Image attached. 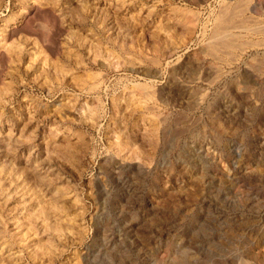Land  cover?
<instances>
[{"label":"rangeland","instance_id":"obj_1","mask_svg":"<svg viewBox=\"0 0 264 264\" xmlns=\"http://www.w3.org/2000/svg\"><path fill=\"white\" fill-rule=\"evenodd\" d=\"M0 264H264V0H0Z\"/></svg>","mask_w":264,"mask_h":264},{"label":"bare ground","instance_id":"obj_2","mask_svg":"<svg viewBox=\"0 0 264 264\" xmlns=\"http://www.w3.org/2000/svg\"><path fill=\"white\" fill-rule=\"evenodd\" d=\"M238 5V4H237ZM238 6H240V7H238ZM238 6H236V9L237 10H235L236 12H235V14L233 15V17H235V18H238V17H242L244 14H245V9L243 8V6L242 5H238ZM238 7V8H237ZM246 8H248V9H250L248 6L246 7ZM231 10V9H230ZM251 10L252 11H254V12H256V10H255V7H251ZM247 11V10H246ZM224 16V15H223ZM223 16H221V17H219V23H218V25H217V27H215L216 29H215V40H217L216 41V44H217V42H218V44H220V47L222 46H224V47H231V46H233V42L232 41H230L231 39V36H240L241 35V33H240V31H239V29H242V27H241V24L240 23H237V22H235V19H233V20H231V21H228V20H226L225 19V17H223ZM254 16V15H253ZM252 16V17H253ZM250 17V16H249ZM230 18V17H229ZM245 18V17H244ZM240 20H241V18H240ZM234 22V23H233ZM243 28H246V30L248 31V29L249 30H254V31H256L257 29H255V28H252V27H247V24H246V27L245 26H243ZM233 29H236V32H234V30ZM239 31V33H237ZM214 41V40H213ZM214 44V43H213ZM215 44V46H217ZM235 45V44H234ZM241 46V45H240ZM212 47V46H211ZM218 48H219V46H217ZM213 48H215V47H213ZM212 48V49H213ZM213 52V51H212Z\"/></svg>","mask_w":264,"mask_h":264}]
</instances>
